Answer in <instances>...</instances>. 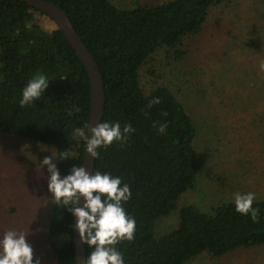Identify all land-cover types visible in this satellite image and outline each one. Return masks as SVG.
Instances as JSON below:
<instances>
[{
  "label": "trees",
  "instance_id": "16d2710c",
  "mask_svg": "<svg viewBox=\"0 0 264 264\" xmlns=\"http://www.w3.org/2000/svg\"><path fill=\"white\" fill-rule=\"evenodd\" d=\"M72 22L95 57L104 82L101 121L130 124L123 143L98 149L95 171L119 176L130 187L125 212L135 220L131 241L116 245L125 264H184L207 252L221 257L237 249L264 246V198L255 199L258 220L235 211L233 201L203 212L179 208L177 223L164 234L156 224L194 187L198 166L195 124L184 104L166 86L145 93L139 69L158 49L181 61L187 37L200 33L209 9L222 0H167L153 5L118 7L111 0H48ZM38 12L18 0H0V135L48 143L55 148L61 176L82 166L83 142L74 136L89 121L90 81L84 64L57 28L43 29ZM37 72L48 87L32 106H19L20 92ZM158 98L159 103H152ZM166 124L159 133L157 126ZM156 125V126H154ZM60 152L67 153L61 159ZM74 217L54 202L46 230L56 264H76ZM85 254L89 249L84 244ZM35 258V257H34Z\"/></svg>",
  "mask_w": 264,
  "mask_h": 264
},
{
  "label": "rangeland",
  "instance_id": "374dc122",
  "mask_svg": "<svg viewBox=\"0 0 264 264\" xmlns=\"http://www.w3.org/2000/svg\"><path fill=\"white\" fill-rule=\"evenodd\" d=\"M118 7L153 5L167 0H111ZM36 22L50 31L56 24L36 12ZM181 61L165 49L154 52L139 69L147 94L166 85L184 104L197 133L198 173L177 208L156 224V234L177 223L178 210L194 205L203 212L233 201L237 192L264 198V0H222L212 6L196 36L183 41ZM43 93L39 98L43 97ZM55 153V155H54ZM45 156L53 145L13 135H0V233L23 230L41 264H56L46 230L54 205L47 189ZM184 264H264V246L237 249L221 257L207 252Z\"/></svg>",
  "mask_w": 264,
  "mask_h": 264
},
{
  "label": "clouds",
  "instance_id": "9594fccd",
  "mask_svg": "<svg viewBox=\"0 0 264 264\" xmlns=\"http://www.w3.org/2000/svg\"><path fill=\"white\" fill-rule=\"evenodd\" d=\"M258 67L264 71V60L259 61ZM49 80L48 75L35 73L21 89L19 106H32L34 98H39L48 87ZM152 103H159L158 98H153ZM166 127V124H159L157 131L164 133ZM88 130L92 133L90 138ZM132 131L130 124L122 129L119 122L101 121L94 127L86 122L82 128L75 129L74 136L83 142L84 151L96 159L100 156L98 149L107 148L114 141L122 144L126 134ZM59 156L66 159L67 153L60 152ZM53 158L45 156L40 162L47 166V189L54 202L67 206L75 218L71 227L89 249L83 264H125L123 253L116 245L124 240L131 241L135 231V220L123 206L131 197L129 185L122 183L119 176L100 171L90 173L84 166L73 165L68 174L61 176ZM81 198L83 204L78 206ZM254 200L253 192H237L233 196L235 211L249 215L255 222L258 209L252 206ZM27 235L26 231L15 229L0 233V264H41L40 257L34 258Z\"/></svg>",
  "mask_w": 264,
  "mask_h": 264
},
{
  "label": "water",
  "instance_id": "95a60500",
  "mask_svg": "<svg viewBox=\"0 0 264 264\" xmlns=\"http://www.w3.org/2000/svg\"><path fill=\"white\" fill-rule=\"evenodd\" d=\"M28 4L36 11L46 15L59 28L70 46L79 56L81 62L84 64L90 81V111L89 121L90 127H94L101 122L103 117V109L105 104L104 82L101 75L98 63L93 54L87 49L83 43L80 35L77 33L69 17L60 7L48 0H18ZM91 131H87V136L90 138ZM95 159L86 151H83L82 166L90 173L93 172ZM83 199L81 198L79 205L82 206ZM75 220V218H74ZM73 240L75 246V259L78 264H83L86 257L84 243L81 242L80 237L73 229Z\"/></svg>",
  "mask_w": 264,
  "mask_h": 264
}]
</instances>
